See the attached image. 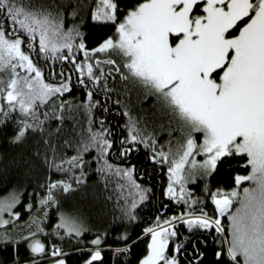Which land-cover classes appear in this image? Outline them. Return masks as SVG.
<instances>
[{"label":"snow or ice","instance_id":"1","mask_svg":"<svg viewBox=\"0 0 264 264\" xmlns=\"http://www.w3.org/2000/svg\"><path fill=\"white\" fill-rule=\"evenodd\" d=\"M86 7L85 0H0V126H6L19 113L22 118L16 121L13 143H23L29 132L43 135L40 115L47 118L48 113L38 110L50 102L60 113L53 112V117L65 122L63 113L68 105L64 101L56 104V98L72 91L71 77L63 69L53 68L49 76L59 77L60 81L46 82L45 66L49 61L71 63L81 85L88 87L85 78L93 87L103 81L105 92L112 91L107 86L108 77L115 79L112 74L118 73L121 80L139 85L145 98L155 96L162 112L175 118L184 133L175 151H156L155 141L143 134L140 121L129 116L128 136L120 141L121 156H127L132 146L143 144L152 147V161L169 164L170 199L191 208L197 201L191 199L187 183L195 182L197 174L212 175L218 164L233 157H243V167L250 169L247 175L234 177L237 187L232 191L217 189L211 195L217 215L209 216L201 208L199 215L189 211L163 220L157 217L154 225L144 230L150 243L139 264H181L187 249L174 239L178 235L177 222L186 225L189 232L215 230L220 237V248L214 252L215 264H264V0H135L124 9L121 0H96L91 19L113 25L115 32L92 49L87 48L79 24H66V14L75 21ZM77 53H82V60H77ZM98 54L106 58H95ZM102 65L109 70L105 72ZM87 101L88 133L77 144L82 152L94 148L103 158L113 148V142L107 138V129L91 128V112L99 103L93 100L91 90ZM99 123L103 127V121ZM72 134L69 129L68 136ZM196 134L202 136L201 141ZM42 143L44 163L57 172L70 173L85 167L80 151L55 163L57 149L50 139ZM125 144L129 147H123ZM65 145L71 146V140L66 139ZM40 155L37 152L38 158ZM197 156L204 157L202 163ZM104 165L102 172L127 180L130 192H135L140 203L147 198L148 190L134 179V167H115L106 159ZM83 182V171L71 180L47 179L42 185L46 196L39 200V206L56 203L57 190L71 194L76 191L73 184ZM245 182L250 186L241 193L239 186ZM20 195L15 191L0 198V252L12 248L11 264H20L19 248L26 243L31 264H39L40 258L47 255L56 258L53 264H67L61 248L47 246L36 238L38 234L47 235L38 218L29 225H35V231L20 240L8 235L9 226L15 227L20 220V213L15 211L21 203ZM234 204L238 206L234 208ZM136 206L133 200L131 208ZM32 207L27 206L29 213ZM126 215L134 219L130 210ZM224 217L230 221V239L224 236ZM56 228L77 237L85 231L66 215L60 217ZM121 239L127 241L128 237ZM103 242L102 236L91 241L95 247L89 250L85 264H103ZM116 251L128 252L130 248ZM192 253L188 264H202L204 252L194 242ZM225 255L229 260H224ZM0 264L9 262L0 258Z\"/></svg>","mask_w":264,"mask_h":264},{"label":"trees","instance_id":"2","mask_svg":"<svg viewBox=\"0 0 264 264\" xmlns=\"http://www.w3.org/2000/svg\"><path fill=\"white\" fill-rule=\"evenodd\" d=\"M134 2L135 0H121V7L122 9L130 7ZM85 3L88 7L75 21L66 14V24L69 27L72 22L79 24L87 48L92 49L105 38L112 36L115 27L111 24L97 23L91 19L96 0H85ZM95 58L106 57L104 54H98ZM112 58L120 63L118 57ZM77 60H82V53H77ZM102 67L105 72L109 70L106 65ZM53 68L56 71L63 69L71 77L72 91L65 93L63 97L56 98V104L64 101L68 105L63 113L66 117L65 122L62 124L53 117V112L57 115L60 113L50 102L48 106H41L38 110L40 113H48L47 118L43 114L40 115V120L44 121L43 135L38 132H29L23 143H13L16 121L22 118L19 113L14 114L15 119L9 121L6 126H0V198L15 191L21 193V203L15 209L20 213V220L15 222V227L8 228V235L17 240L28 235L30 231H35L36 226L29 227V225L34 218H38L41 221L40 227L47 235L38 234L36 238L47 246L56 245L61 248L66 254L67 264H85L89 250L95 247L91 241L97 236H102L104 241L101 245L103 264H139L146 255L147 245L150 243V236L145 235L144 230L152 227L157 217L163 220L189 211L199 215L201 208L209 216H215L217 214L211 195L217 189L232 191L237 187L234 177L249 173L250 169L243 167L245 159L233 157L218 164L216 172L212 175L202 177L197 174L193 177L195 182L187 183L186 189L191 193V199L197 201L196 204L190 208L183 202L177 203L167 196L169 164L152 161V147L146 148L143 144H136L132 146L133 150L127 156L120 155V141L128 136L129 116L140 121L139 127L144 129L143 134L155 141L156 151L165 153L170 150L175 151L177 145L183 142L184 133L179 122L162 112L161 102L155 96L145 98L144 90L139 85L121 80L119 74L115 72L112 74L115 79L111 77L107 79V86L112 91H104L103 81L100 86L93 87L87 78L85 83L88 87H85L79 83V74L68 62L49 61L45 66L46 82L60 81L59 77L53 79L49 76ZM89 90L93 91V100L99 102L91 112L93 121L91 128L93 131L107 129L109 133L107 138L113 142V148L103 158L94 148L87 153L82 152L77 144L79 138L86 137L88 133L87 92ZM126 112L128 115H125ZM99 121H103V127ZM58 128L62 131L57 132ZM69 129L73 130L71 137L68 136ZM196 136L198 142L202 140V136L199 134ZM44 139H50L52 146L57 149L55 163H60L61 157L68 159L80 151L85 167L82 170L74 169L70 173L57 172L42 159L45 151L42 143ZM66 139L71 140V146L65 145ZM151 142L149 141L150 144ZM123 147L127 148L129 145L125 144ZM37 152H40V158L37 157ZM105 159L115 167L135 168L134 179L143 189L148 190L147 198L142 203L139 202V197L134 191L130 192L125 178L101 171L105 166ZM196 159L202 163L204 157L197 156ZM64 167L69 166L64 164ZM81 171H83L84 182L79 185L73 184L76 188L74 193L64 194L57 190L56 203L46 207L39 206V200L46 196V189L42 185L47 179L71 180L74 177H80ZM118 185H123V189ZM249 186L250 182H245L239 186V190L242 193V189ZM133 200L137 202L134 209L131 208ZM29 204L33 206L31 213L27 211ZM237 206L238 204H234L233 207ZM129 210L134 219L126 215ZM62 215L76 220L85 230L83 235L68 236L65 230L57 229L56 225L60 223ZM222 224L225 227L224 236L230 239V221L227 217L223 218ZM176 230L178 235L174 238L175 241L184 243L187 249L181 258V264H188L191 260L193 242L204 252L202 264H215L214 252L220 248V237L215 230L189 232L187 226L180 222L176 224ZM123 236H127L128 240H122ZM126 246L130 248V251H116ZM13 255L12 248L0 252V258L6 259L9 264ZM55 259L47 255L40 258L39 264H53ZM19 260L20 264H31L30 251L27 250L26 243L19 248ZM224 260L227 261L229 258L225 255Z\"/></svg>","mask_w":264,"mask_h":264},{"label":"rangeland","instance_id":"3","mask_svg":"<svg viewBox=\"0 0 264 264\" xmlns=\"http://www.w3.org/2000/svg\"><path fill=\"white\" fill-rule=\"evenodd\" d=\"M5 218L7 219L8 218V216L7 215H5ZM242 259V258H241Z\"/></svg>","mask_w":264,"mask_h":264},{"label":"water","instance_id":"4","mask_svg":"<svg viewBox=\"0 0 264 264\" xmlns=\"http://www.w3.org/2000/svg\"><path fill=\"white\" fill-rule=\"evenodd\" d=\"M177 223H178V222H177ZM177 223H176V224H177Z\"/></svg>","mask_w":264,"mask_h":264}]
</instances>
